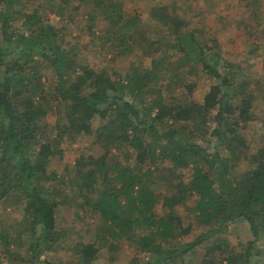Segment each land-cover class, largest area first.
I'll return each instance as SVG.
<instances>
[{
    "label": "trees",
    "instance_id": "trees-1",
    "mask_svg": "<svg viewBox=\"0 0 264 264\" xmlns=\"http://www.w3.org/2000/svg\"><path fill=\"white\" fill-rule=\"evenodd\" d=\"M27 1L0 0V200L19 195L30 238L26 255H20L10 250V235L0 224V264H56L41 254L63 234L55 214L65 204L67 183L47 167L66 137L92 133L94 121L102 151L75 159L70 198L89 207L98 227L114 238L153 254L148 260L132 256L127 264H248L249 248L264 234V137L248 152L241 129L254 118L255 96L240 65L221 55L215 37L183 32L184 21L163 12L160 19L171 21V47L187 67L182 73L197 67L212 80L194 100L195 83L183 75L173 71L163 85L158 59L123 76L83 63L60 44V28L21 8ZM127 1L90 0L86 15L91 27L103 20V40L118 54L131 49L125 43L143 37L140 15L127 12ZM55 2L73 13L79 9L77 0ZM17 21L19 31L13 28ZM43 65L54 72L53 81L41 79ZM262 73L264 78V62ZM166 86L182 91L164 93ZM49 110L59 115L53 124L44 121ZM113 144L133 151L135 162H108ZM242 160L245 167L239 168ZM238 218L252 235L243 252L219 236ZM75 248L81 264L99 245Z\"/></svg>",
    "mask_w": 264,
    "mask_h": 264
},
{
    "label": "rangeland",
    "instance_id": "rangeland-1",
    "mask_svg": "<svg viewBox=\"0 0 264 264\" xmlns=\"http://www.w3.org/2000/svg\"><path fill=\"white\" fill-rule=\"evenodd\" d=\"M77 1L79 9L74 13L64 7H57L55 0H29L21 8L27 12L34 9L41 20L60 28V44L66 49L72 48L78 59L90 67L109 68L123 76L131 69L141 72L151 66L152 59H158L162 66L160 75L163 85H167L173 71L183 75L186 81L195 83L191 94L194 100L202 98L212 80L196 71L197 67L193 72L182 73L187 67H183L184 62L178 60L179 55L171 47L174 42L171 21L168 16L162 20L159 16L167 12L181 19L185 23L181 30L193 31L201 39L215 37L219 42L221 55L238 63L243 72L242 77L250 82V87L254 86V118L241 132L249 146L248 152H253L261 145L264 137V0H128L126 10L140 15L142 22L139 28L143 37L136 36L125 43L131 48L125 54H118L113 46L104 42L101 32V28L105 26L103 20L96 19L90 26L86 17L91 7L90 0ZM162 7L163 11H160L159 8ZM22 26L17 21L13 28L19 31ZM88 28H91L92 33L88 32ZM40 68L41 79L53 81L54 72L50 67L43 65ZM166 87L164 93L182 91L181 86ZM58 118L57 113L49 110L44 121L53 124ZM98 125L99 121L93 122L92 133L66 137L60 144V152L52 156L47 167L48 171H54L62 177L67 185L63 194L65 204L60 205L55 214L56 228L63 234L52 248L41 254V259L45 258L56 264H80L76 244L88 242L97 243L99 250L92 259L81 264H127L132 256L139 260L153 257L149 252L137 251L123 238H114L110 229L98 227L100 221L97 215L89 207H78L77 201L70 198L72 192L69 186L76 180L75 159L81 153L98 154L102 151L98 143L102 133L96 132ZM212 148L213 146L209 147ZM108 149V162L111 158L130 164L135 162V154L131 150L126 152L123 147H115L114 144ZM164 164L168 166L169 161L166 160ZM239 164V168H244L246 163L242 160ZM188 176L189 173L185 174L184 179L187 180ZM18 196L12 194L0 200V224L10 235V250L26 255L30 233L24 226L21 205L16 202ZM219 236L233 250L240 252L247 248L248 241L252 239L248 223L243 218L228 222L225 231ZM202 252L203 249L195 252L192 260L199 259ZM248 264H264V234L254 240L249 248Z\"/></svg>",
    "mask_w": 264,
    "mask_h": 264
}]
</instances>
